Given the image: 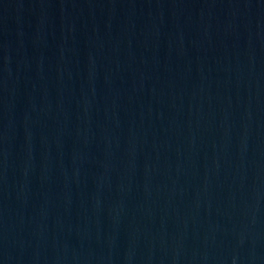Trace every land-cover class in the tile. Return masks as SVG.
I'll use <instances>...</instances> for the list:
<instances>
[{
	"label": "water",
	"instance_id": "obj_1",
	"mask_svg": "<svg viewBox=\"0 0 264 264\" xmlns=\"http://www.w3.org/2000/svg\"><path fill=\"white\" fill-rule=\"evenodd\" d=\"M0 264H264V0H0Z\"/></svg>",
	"mask_w": 264,
	"mask_h": 264
}]
</instances>
